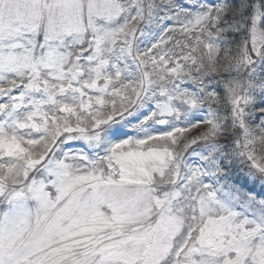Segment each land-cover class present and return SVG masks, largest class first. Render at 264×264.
I'll list each match as a JSON object with an SVG mask.
<instances>
[{"label": "snow or ice", "instance_id": "obj_1", "mask_svg": "<svg viewBox=\"0 0 264 264\" xmlns=\"http://www.w3.org/2000/svg\"><path fill=\"white\" fill-rule=\"evenodd\" d=\"M0 264H264V0H0Z\"/></svg>", "mask_w": 264, "mask_h": 264}]
</instances>
